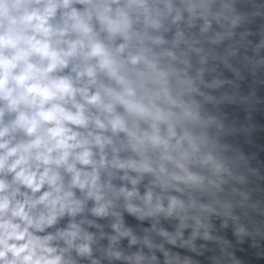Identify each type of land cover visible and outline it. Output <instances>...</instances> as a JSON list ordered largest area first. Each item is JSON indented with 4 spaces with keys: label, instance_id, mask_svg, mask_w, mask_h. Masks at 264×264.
<instances>
[{
    "label": "clouds",
    "instance_id": "obj_1",
    "mask_svg": "<svg viewBox=\"0 0 264 264\" xmlns=\"http://www.w3.org/2000/svg\"><path fill=\"white\" fill-rule=\"evenodd\" d=\"M0 264H264V0H0Z\"/></svg>",
    "mask_w": 264,
    "mask_h": 264
}]
</instances>
